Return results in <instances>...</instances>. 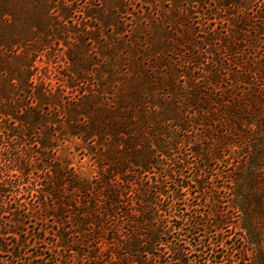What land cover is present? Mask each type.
<instances>
[{
	"label": "trees",
	"instance_id": "obj_1",
	"mask_svg": "<svg viewBox=\"0 0 264 264\" xmlns=\"http://www.w3.org/2000/svg\"><path fill=\"white\" fill-rule=\"evenodd\" d=\"M251 1L39 0L46 17L10 19L0 233L41 210L86 264H264V0ZM0 7L18 16L17 0ZM48 51L52 68L38 62ZM71 138L96 174L58 157ZM224 174L232 215L217 196L208 219L190 196ZM231 225L245 232L240 256L213 237ZM22 244L0 239V252Z\"/></svg>",
	"mask_w": 264,
	"mask_h": 264
},
{
	"label": "rangeland",
	"instance_id": "obj_2",
	"mask_svg": "<svg viewBox=\"0 0 264 264\" xmlns=\"http://www.w3.org/2000/svg\"><path fill=\"white\" fill-rule=\"evenodd\" d=\"M41 1V0H40ZM58 1V0H57ZM80 1V0H79ZM85 0H83L84 2ZM83 2L81 4H83ZM57 3V2H56ZM252 7H256L257 5L263 4L261 0H252L251 2ZM79 5V4H78ZM80 6V5H79ZM17 8L18 12L15 18H12L10 16H6V19L0 18V32H9V29L11 27V24L9 20H12V25L16 20V26L18 28H21L23 23L29 21L30 24H34V18L42 15L46 17V10H42V6L40 5L39 0H17ZM130 9L132 12L136 11L138 8V5L132 6ZM1 9V7H0ZM42 10V11H41ZM1 11V10H0ZM82 16V15H81ZM126 17H129L131 15H125ZM133 16V15H132ZM9 18V19H8ZM33 18V19H32ZM132 18V17H130ZM32 22V23H31ZM28 26V27H29ZM27 27V30H28ZM33 28V27H32ZM24 29V28H23ZM30 29V27H29ZM26 31V27H25ZM44 52L43 56H41L38 62L45 64L46 61L49 63V67L52 68L54 66V63H51V59L53 58L50 54V51L48 53ZM79 143V139H73L67 140L65 142L60 143V147L57 150V155L61 159H69L74 164L75 167H77L79 170L83 172L85 176H92L96 174V164L94 163L93 159L89 156V154H85L86 150H82V145ZM187 173L189 175H192V169H187ZM226 174H224L221 178L215 180L213 183V191L210 190L206 195H198V197H195V195L190 196L194 203H196L198 206L196 208L197 211H203L205 214L210 212V215H204L206 218L211 219V216L213 214V208L216 206V200L215 197L220 198L221 200L225 201L224 203H221V206L226 209L228 215H232L231 213V206L230 201L228 197L225 196L224 188L222 187L225 183V177ZM224 180V181H223ZM217 186V187H215ZM230 188H226V190L229 191ZM194 191L197 190V187L195 186L193 188ZM217 190V191H215ZM221 190V191H220ZM215 200V203H214ZM217 204H220L217 202ZM182 214H186L188 210L181 211ZM187 216V215H185ZM13 215L12 213L6 215V218L4 219V223L7 226L16 225V223L13 221ZM21 221H16L20 227H16L17 233H8L4 237L0 233V239L4 240L6 238V241L10 244L9 247L13 246L12 244H16L18 242H26L25 245H20V252L21 255L19 257H14L12 255L11 251H2L0 252V261L1 264H11L12 260H15L17 264H86V257L84 255H80L76 251H69L66 248L61 247L59 244V237L56 234V231L59 229V225L54 222L53 220H49L45 217L44 211H39L37 214H22L20 216ZM1 223V222H0ZM179 223V221H177ZM8 230V229H7ZM1 231V226H0ZM221 232L225 233L223 235ZM214 235V239L218 240L221 239V237H227L229 240V250H232L234 252L235 247L240 248V251L237 252V256H240V253L245 254L243 247V240L242 235L245 234V232L238 227L228 226L225 227L222 230L214 231L212 232ZM243 233V234H242ZM70 240H76L73 237L70 236ZM225 245V244H223ZM221 247V245H220ZM13 249V247H11ZM87 248V247H85ZM222 249L226 247H221ZM223 254V252H222ZM246 257H248L246 255Z\"/></svg>",
	"mask_w": 264,
	"mask_h": 264
}]
</instances>
